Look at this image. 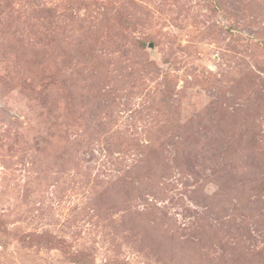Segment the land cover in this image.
<instances>
[{
  "label": "rangeland",
  "instance_id": "obj_1",
  "mask_svg": "<svg viewBox=\"0 0 264 264\" xmlns=\"http://www.w3.org/2000/svg\"><path fill=\"white\" fill-rule=\"evenodd\" d=\"M0 264H264V0H0Z\"/></svg>",
  "mask_w": 264,
  "mask_h": 264
}]
</instances>
